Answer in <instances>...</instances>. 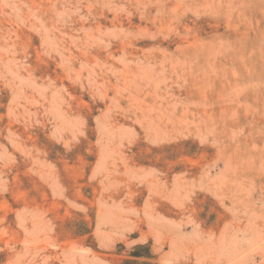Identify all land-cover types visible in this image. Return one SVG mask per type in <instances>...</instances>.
<instances>
[{"label": "rangeland", "instance_id": "1", "mask_svg": "<svg viewBox=\"0 0 264 264\" xmlns=\"http://www.w3.org/2000/svg\"><path fill=\"white\" fill-rule=\"evenodd\" d=\"M0 0V264H264V0Z\"/></svg>", "mask_w": 264, "mask_h": 264}, {"label": "bare ground", "instance_id": "2", "mask_svg": "<svg viewBox=\"0 0 264 264\" xmlns=\"http://www.w3.org/2000/svg\"><path fill=\"white\" fill-rule=\"evenodd\" d=\"M23 8H24V0H20L18 3V9L21 14L23 13Z\"/></svg>", "mask_w": 264, "mask_h": 264}]
</instances>
